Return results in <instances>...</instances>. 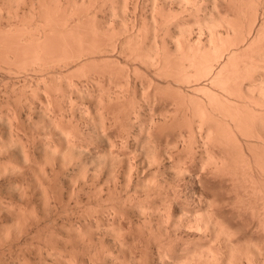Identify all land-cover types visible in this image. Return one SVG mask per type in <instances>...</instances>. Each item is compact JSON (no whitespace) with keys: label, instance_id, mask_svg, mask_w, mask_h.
I'll use <instances>...</instances> for the list:
<instances>
[{"label":"bare ground","instance_id":"bare-ground-1","mask_svg":"<svg viewBox=\"0 0 264 264\" xmlns=\"http://www.w3.org/2000/svg\"><path fill=\"white\" fill-rule=\"evenodd\" d=\"M35 1L39 6L32 4L38 8L31 4L29 14L23 10L31 21L25 14V21L22 17L17 24H11L13 27L8 25L9 29L0 25L6 29L0 28V75L6 74L11 79L5 80V90L0 93L5 104L1 107L0 101V126L10 130L6 133L9 138L3 136L13 141L8 145L14 141L22 144L24 137L20 135L24 132V136L27 133V138L30 137L27 129L31 127L47 128V131L58 128V132L64 133V136L60 134L61 140L65 137L67 149L74 150L79 158L65 155L73 153L63 152L64 147L59 152L61 158L71 157L67 158L71 162L63 161L66 164L62 169L76 163L72 174L75 179L70 181L76 182L82 176L83 186L79 190L84 192L85 201L78 190L76 204L85 203L86 207L76 220L74 212L56 208L63 202L56 193L57 170L48 160L52 154L57 157L56 149L61 151L55 145L58 139H53V147L50 142L46 144L52 147L48 150H43V146L51 138L41 142L43 157L48 152L51 154L50 158L40 155L44 159L41 163L46 165L43 167L41 159L32 157L29 149L22 150L27 148L25 137V147L20 145L24 152L21 157L25 158L22 162L30 165L33 158L34 164L35 161L41 164H36L37 167L47 169V162L51 169L54 165L50 178L55 185L48 179L49 169L44 176L42 168L32 166L33 163L30 166L34 169L28 166L29 171L34 170L31 172L35 178L41 174L36 185L42 187L43 180H49L50 188L45 184L46 189L43 187L41 192L44 204L40 203L44 206L40 213L34 208L38 204L31 205L32 196L30 199L25 194L27 186L20 184L21 191L10 189L13 190L10 194H16L22 201L17 202V208L11 207L10 202L5 212L17 209L14 212L22 220L10 218L13 225H18L13 226L17 230L10 229L12 224L0 226L2 229L8 226L5 232L16 231L12 239L10 231L5 239L9 242L0 246L3 253L0 264L5 250L11 251L14 245L21 247L28 239L36 240L35 233L38 237L45 231L43 226L56 224L63 214V222L69 225H66L68 238L84 244L86 255L83 253L79 259V253L80 256L59 252L57 255L54 251V255L46 252L47 255L35 258L10 255L11 259L6 256L4 262L8 259L12 264H264V0H147L151 1L149 16L143 15V8L142 14H138L140 0H79V4L77 0ZM129 2L134 16L132 20L128 17L131 23L125 18L129 14ZM19 3L13 9L14 16L17 13L15 19L21 9L16 6ZM171 3H176L179 9H173L177 6L171 7ZM106 6H109V18L107 14L101 17ZM7 7L11 13L12 8ZM34 75L39 81L33 86ZM56 77H59L57 82ZM75 77L79 79L75 81ZM58 82L61 85L57 88ZM63 82L71 88L68 93L61 88ZM73 93L81 103L72 98ZM68 99L72 117L79 111L84 116L90 115L92 103L95 105L97 114L88 117V124L92 125L89 133L83 134L69 120L72 130L67 131L68 125L66 130L61 129ZM33 114L40 116L34 119ZM38 135V139L33 136L40 142L41 134ZM33 136L28 141H34ZM5 139L3 142L0 138V146L9 142L5 143ZM84 140L91 146L99 141L106 149L95 157V148L93 153L84 150ZM8 145L5 146L11 147ZM82 157L91 161L90 174L84 170L86 160ZM12 167L13 171L18 170L16 176L25 168ZM35 167L39 174H35ZM23 172V179L18 177L20 183L26 178ZM8 181L6 185L11 187ZM23 201L31 207L25 209ZM13 220H17L15 224ZM124 221L127 229L122 227ZM132 233L142 242L137 247L140 255L131 250L136 247L131 245ZM54 235L51 233L49 237ZM57 236L59 239L60 235ZM110 243L129 255L125 251L124 255H119L121 251L117 255L107 254L105 250ZM153 243L157 246L156 255H150Z\"/></svg>","mask_w":264,"mask_h":264},{"label":"rangeland","instance_id":"rangeland-1","mask_svg":"<svg viewBox=\"0 0 264 264\" xmlns=\"http://www.w3.org/2000/svg\"><path fill=\"white\" fill-rule=\"evenodd\" d=\"M2 1H3V0H0V3H1L0 5L3 6V8H2V6H0V9L2 10V13H0V18H1V19H0V25H1L2 27H6V28H8V25H9V27H10L11 24H13V25H14V24H17V22H20L21 20L24 19V15L29 11L32 2H34L33 4H37V3H36L37 1H35V0H32V1H31V0H30V1H29V0H25V2L27 1V2L29 3V5H28V3H27V4L24 3V4H26V6H25V5L23 4L24 1L22 2V5H21V3L17 2V1L14 2V1L11 0V1L14 3V4H13V7H12V5H11L12 2H11V1H10L11 3L9 2L10 5H8L9 3L6 5V3H7L8 0H4L5 2L3 1V3H5L6 6H4V4L2 3ZM47 1H48V0H47ZM70 1H71V0H70ZM75 1H76V0H75ZM142 1H144V2L146 1V2H145V3H144V2L141 3ZM20 2H21V1H20ZM30 2H31V3H30ZM76 2L78 3L79 0H77ZM150 2H151V1L140 0V6H139V9H138V10H140V12L138 11V14H139V15H141L142 13H143L144 16H145V14H146L147 16L150 15V13H151V7H150L151 3H150ZM15 3H16V4H17V3L20 4V6H18L19 4L16 5L18 8L21 7V9L19 8V9H18L19 11H17L19 14H18V17H16V19H15V16L17 15V13H16V15L14 16V13L16 12V11H14V10L17 9V8L15 9V7H14V6H15ZM33 4H32V6H33ZM78 4H79V3H78ZM144 4H146L147 6H146V5L144 6ZM171 4H173V3H171ZM174 4H175V6H174ZM174 4L171 5V7H176V6H177L176 3H174ZM23 5H24L25 7H28V8H25ZM37 5L39 6V2H38ZM131 5H132V4L129 2V12H128L129 14L125 16V18H127L126 21H127V22L130 21V23H131L132 18L134 19V16H133V9H132ZM141 5H142V7H141ZM7 6H9L10 8H12L11 13H10V10H7V9L5 8V7H7ZM22 6H23V9H22ZM35 6H36V5H35ZM35 6H33L34 9H35V8H38V6H36V7H35ZM9 7H7V8H9ZM4 8L7 10V12L9 11V14H11L10 16L8 15L7 12H4V11H6V10H4ZM10 8H9V9H10ZM24 8H25V9H24ZM108 8H109V6H106V7H105V12H104L103 14H101V17H103L102 15H104V14H105V15H104L105 17H106V14L108 15L106 18H109V17H110V15H109V14H110V13H109L110 11H107ZM142 8L144 9V10H143L144 12L142 11ZM13 9H14V10H13ZM173 9H179V7L177 6L176 8H173ZM20 10H21V11H20ZM23 10L26 12L25 14H24V11H23ZM26 10H27V11H26ZM131 10H132V11H131ZM141 11H142V13H141ZM149 11H150V12H149ZM12 12H13V13H12ZM22 12H23V13H22ZM106 12H107V13H106ZM130 12H131V14H132L133 17H132V16L130 17ZM148 13H149V14H148ZM6 14H7V15H6ZM12 14H13V17H12ZM21 14H22V15H21ZM28 14H29V12H28ZM28 14H26V17H25V18L29 20V16H28ZM1 15H2V16L4 15V16L2 17ZM5 15H6L7 17H6ZM19 15H20L21 17H20ZM4 17H5V18H4ZM8 17H10V19H9ZM22 17H23V19H22ZM128 17L131 18V20H129ZM36 18L38 19V17H36ZM26 19H24V21H25ZM30 19H32L31 16H30ZM37 19H35V20H37ZM11 20H12L13 22H12ZM16 20H17V21H16ZM19 20H20V21H19ZM28 20H27V21H28ZM8 21H9V23H8ZM15 21H16V22H15ZM27 21H26V22H27ZM29 21H31V20H29ZM14 22H15V23H14ZM130 23H129V24H130ZM13 25H11V26L13 27ZM1 26H0V28H1L2 30H6V29L2 28ZM10 28H11V27H10ZM8 29H9V28H8ZM197 31H198V30L195 29V31H194L195 34H196ZM193 36H196V35H193ZM137 65H138V64H137ZM141 69L145 70V67H141ZM57 71H59V70L57 69ZM60 72H61V71H60ZM58 73H59V72H58ZM56 74H57V73H56ZM3 76H4V77H3ZM56 76H57V75H56ZM5 77H6V78H5ZM36 77H37V76L34 75V76H33V79L31 78V80L34 81V82L32 83L33 86L37 84V83L35 84L36 81H37V82L39 81V78H36ZM8 78H9V77H8L6 74H2V73H1V75H0V84H1V85H0V88H1L0 93H1V92H4L5 87H6V86L4 85V84H5V80H6V79L8 80ZM56 78H58V80L56 79V82L59 81V77H56ZM19 79H22V78H19ZM36 79H37V80H36ZM76 79L78 80L79 78H78V77H77V78L75 77L74 80L77 81ZM10 80H11V79L9 78V81H10ZM3 81H4V83H3ZM9 81H7V82H9ZM12 81H14V79H12ZM12 81H11V82H12ZM21 81H22V80H20V82H21ZM61 81H63V80H60V82H61ZM60 82L56 83V85H57L56 87H57V88L60 87V85H61ZM59 84H60V85H59ZM3 85H4L5 87H3ZM63 85L66 86V87H64ZM187 85H188V84H187ZM67 86H68V85L66 84V82H63L61 88H65V91L68 93V92L70 91L71 88L69 89V87H67ZM184 87L187 88L186 85H185ZM61 90H62V89H61ZM56 92L58 93L59 91H56ZM75 94H76V93H73V95H74L75 97L72 95V98H74V100L77 101V103H78V102H80L81 100H79V99H80V98H78L79 96L77 97V94H76V95H75ZM1 95H2V94H0V96H1ZM58 95H59V94H58ZM1 98H3V96H1ZM1 98H0V101L2 102V99H1ZM77 99H78V100H77ZM86 101H88V100H86ZM1 102H0V103H1ZM66 102H67V100H66ZM66 102H65V106H64V107L67 109V110L65 109V112H64V113H65L64 115H65L66 118H65V120H64L65 123L63 122L65 125L62 124L61 129H65V130H66V128H67L66 125H68V128H69V129L67 128V131H68V130L71 131V130H72V129H71V126L74 125V124L76 123L77 126H78V128H79V129H78L79 131H81L83 134H84L85 132H86V133H89L90 129H92V128H91L92 125L90 126V125L88 124V123H89V122H88V121H89V118H88V117H89L90 115H91V116H92V115L94 116L95 114H97L96 112H94V110H95V109H94V108H95V105H93V103H92L91 106L94 107V108H93V110H90V111L93 112V113L91 112L90 115H88V116L85 115V116H84V113H81L80 111H79L78 113H81V114H78V113H77L78 110H77V111L75 112V114L77 113V115H74V117H72V116H73V113H71L72 110L70 109L71 107H70V105H69V104H70V103H69V99H68V102H67V103H66ZM2 103L4 104V102H2ZM2 103H1V107H2V106L5 107V104L2 105ZM80 103H81V102H80ZM88 103H89V101H88ZM85 104H86V102H85ZM66 105H67V106H66ZM89 105H90V104H89ZM4 109H5V108H4ZM91 109H92V108H91ZM82 111L84 112V110H82ZM95 111H96V110H95ZM94 113H95V114H94ZM70 114H71L72 116H71ZM82 114H83V115H82ZM37 115H38V114H36V115L33 114V115H31V117L34 116L33 118H34V119H35V118L37 119V117L40 116V115H38V116H37ZM76 116H77V118H75ZM82 116H84V118H83ZM71 117H72L73 119H72ZM86 117L88 118V120H87ZM39 118H40V117H39ZM94 118L97 119L98 117L95 116ZM67 120L70 121V124H72L71 126H70V124H69V121H67ZM81 120H82V121H81ZM86 120H87V121H86ZM84 121H85V122H84ZM78 122H79V123H78ZM76 124L73 126L74 128H75ZM82 124H83V125H82ZM63 125H64V128H63ZM85 125H87V126L85 127ZM88 125H89V126H88ZM0 127H1V128H0V134L2 135V136L0 135V138H1V139L3 140V142H4L5 137H7V136H8L7 138L10 137V135H7V134L10 132V130L8 131L7 127H5V129H4V128H3L4 126H0ZM73 127H72V128H73ZM89 127H90V128H89ZM84 128H86V129H84ZM29 129H30V130H29ZM29 129H27L28 131H30V133L27 131V132L29 133L28 136L32 137L33 135H36V138L38 139V137H39L38 134H41V135H40V138H39V139H41V141L39 142L37 139H36V140H37V141H36V140H35V136H33V137H34L33 140L36 141V142H35L36 144H33L34 141H32V142L28 141V140H31L32 138L28 137V138H30V139H28V138H27V133H26V136H24L25 133L23 132V133H24V134H23V133L21 132V133L23 134V136H22L21 133H20V134H21L20 136H21V138L24 137V138H23L24 140L22 139L24 142L26 141V140H25V137L27 138V141H26V143H25V144H26L25 146H27V148H22V150L24 151V150H26V149H29V150H27V151H29V154L32 153V154H31L32 157H34L35 159H36V158H37V159H41V160H39L40 163H41L42 161L44 162V159H43V158H47V157H45V156H48V158L51 157V154H50L47 150L50 149L51 146L53 147V145H54V141H53V139H58V140H56V144H55V145H56V148H59L60 150H61V149L63 150V148L65 147L66 150H63V152H65V151H72L71 153H73V154H69V152H67L68 154H67L66 152H65L66 154H65V153H64V154H65V155H69V156H72V155H73V158L75 157V158H77V159H75V158H74V159H75V160H78L79 157L77 156V154H75L76 152H75L74 150H68V149H67L68 146L66 145L67 143H66V142H63V141L65 140V137L63 138V139H64L63 141L61 140V137L64 136L65 134H64V133H61V131H59V132H60V133H59V132L57 131L58 128L56 129V131H57L58 133H57L56 131H54L55 129H53V131H52L51 128H50L48 131H47V128H46V129H42V130H41V128H38L37 130H35V128L33 129V127H31V128H29ZM2 130H3L4 133L2 132ZM6 130H7V131H6ZM32 130H34V133H33ZM44 130H45V132H44ZM59 130H60V129H59ZM78 130H77V131H78ZM38 131H40V133H39ZM49 131H51V132H49ZM84 131H85V132H84ZM87 131H88V132H87ZM43 132H44V133H43ZM47 132H48V133H47ZM52 132H53V133H52ZM6 133H7V134H6ZM31 133H33V134H31ZM49 133H51L50 136L53 135V138L49 136ZM54 133H55V136H56V137L60 136V138H54V137H55V136H54ZM56 133H57V134H56ZM73 133H74V132H73ZM5 134H6V135H5ZM47 134H48V136H47ZM60 134H61V135L63 134V135L61 136ZM4 135H5V137H3ZM31 135H32V136H31ZM42 135H44V136H42ZM45 135H46L47 137H46ZM72 136H73V135H72ZM42 137H46V138H42ZM7 138L5 139V143H6V141L8 140ZM48 138H49V139L51 138V139L49 140ZM43 139H44V140H45V139L49 140V141H46V140H45V142H47V143H45L44 146H43V144H42V143H44V140H43ZM10 140H11V138H10ZM15 140H16V138H15ZM8 141H9V140H8ZM23 141H22V142H23ZM42 141H43V142H42ZM52 141H53V144L51 143ZM61 141H62V142H61ZM65 141H66V140H65ZM11 142H13V141H9V142H7L5 145H8V143H11ZM14 142H15V143H13L14 145H13V144H12V145H13V147L15 146V148H13L11 144H9V145H11V147H10L9 145H8L9 147H7V146L3 145V143H2V145L0 146L1 149L3 148L2 151L0 152V171H2V172H0V176H1V179H0V187L2 186L1 189H0V196H1V197H0V200H3V201H0V206H1V207H0V214H1V215H0V220L3 219L2 221H0V226H1V225H2V227L5 226V225H6L5 223H7V224L10 225V224H12V220H11V219H14V220H15V219H18V216H17L16 213H15V212L17 211V209L14 210L13 208H11V209H13V210H10V208H9L8 210L13 211V212H12V213L9 212L8 214H6L5 211H7V208H6V207H8V206L10 207V204H9L10 202L13 203V205L11 204V207H15V206H17L18 203H20V202L22 201V200H21V201L18 200V198L15 196L16 194H14L13 192H12L13 194H10V192L13 191V190H10V189H14V190H15V189H16V190L18 189V190L21 191V190H22V187H21L20 184H23V185H22L23 187L27 186V189H26V188H23L24 190H25V189L27 190V191H26L27 193H26L25 191H22V192H25V194H27V195L29 194V198L32 196V197H31L32 199L30 198L31 201H32V202H31L32 207H33V206H36V205L38 204L36 207H34V208H37V210H38V211H36V209H35L36 213H40L39 211H40V210H41V211L43 210V209H42V206H44V205H43V204H44V202H43V201H44V198L42 197V196H43V195H42L43 193H41V192L43 191V187H45V186H44L45 184H46V186H47L48 188H50V185H48V184H49V183H48V182H49L48 179L51 180L50 177H53V176H52V175H53L52 170H53L54 168L57 170V171H56L57 174H58L59 172H60V173H59L58 175L56 174V178L58 177L57 180H56V182L54 181L53 178H52L51 182L53 181V182H55V184L57 185V186H56V191H57L56 193H58L57 196H60V197H61V201L63 202V205H60V207H58L59 204H57V205H56V208L61 209V208L64 207L68 212H70V213L74 212L75 214H74L73 216H75V220H76L77 215H78V214H79V215L81 214V213H80L81 210H85L86 204H85V203H81V204H79V205L76 204V198H78V196H79L78 194H79L80 192H81V193H80V197L84 199L83 201H85V197H83V196H84V192H82L81 190H79V188L83 186V184H82V183H83V182H82L83 179H81L82 176H81V178H80V177H79V178L77 177L79 180L76 179V180H75L76 182H74V181L71 182V181H70V180H72L71 178L75 179V177L72 176V174H74V173H73V168L76 169V167H77V166H74L76 163L73 165V163H74L75 160L72 158V160H73V161H72V165H73V166H71V165L68 166V164H67L66 167H65L66 169L63 170L62 168H63V166H65V164H66V163H63V161H64V162H65V161H66V162H67V161L69 162V161H70L69 159H71V157H68V156H67V157L65 158V155H64V157H63L64 160H63V158H61L63 155L61 156V153H59V152H62V150H61V151H58V150L56 149V155H57V157H56V156L54 157V155L52 154V156H53V157H51L52 159H49V160L47 159L48 162L52 161L51 164L53 163V164L55 165V167H54V165H52V169H51V165H50V163H48L47 160L45 159V160H46L45 162H47V165H48V166L50 165L49 168H48V166H47V169H49V173H48V171H46V170H47L46 168L37 167L38 165H36V164H40V163H38V161H35L36 163L34 164V163H33L34 161L32 160L33 158L30 159V160H31L30 165H32L31 163H33L32 166H36V167L39 168V169L42 168V169H40V170H41V174H42V170H43V174H42V175L46 176V175H45V172L48 173V175H47V176H49L48 179L45 178V179L43 180V181H44V182H43L44 185H42L43 183H41V182H42V181H41L42 179H39V181H40V183H41V185H42V187H41V186L36 185V184H37V181H38L37 178H39V176L41 175V174H39V173H40V172L38 171L39 169L36 170L37 168L35 167V172H36L35 174H39V175H37L38 177L36 176V178H35V176H33L34 174H32V172H31V171H34V170H33L34 167H32V166H30V165H26V164H28V163H26L25 165H24V163H23L24 160H25V158H24V157H21V156H23L22 154L24 153V152L22 153L21 146H22V145L24 146V144H23L24 142L22 143V142H21V139H20V142H21L22 144L18 143L19 141L17 142L18 144L16 143V141H14ZM27 142H28V143H27ZM29 142H30V143H29ZM41 142H42V143H41ZM49 142H50L51 146L46 145V144H49ZM58 142H59V143H58ZM84 142H85V143H84ZM0 143H1V140H0ZM40 143H41V144H40ZM82 143H83L82 145H84V146H83L84 150H89V151L91 150V152H92L94 148L96 149V150L93 151V152L96 151V153H94V156H95V157L99 154V152H100V154H101V153H102L101 151L103 150V148L106 147L105 143H104L105 147H103V146H102L103 144H101V143L98 144L99 141H95V142H94L96 145H95L94 143H91L92 146H91L90 144H88V143H90V142H88V141L86 142V140H84ZM15 144H16L18 147H17ZM58 144H59V145H58ZM61 144H62V145H61ZM63 144H64V145H63ZM20 145H21V146H20ZM37 145H38V147H37ZM45 145H46L47 147H46ZM60 145H61V148H60ZM94 145H95V147H93ZM97 145H98V147H97ZM3 146H4V147H3ZM19 146H20V148H19ZM25 146H24V147H25ZM35 146H36V147H35ZM42 146H43V150H44V148H47V150H45V153L48 152L46 155H44V157H43V154H42L44 151H43V152L41 151V150H42V149H41ZM34 147H35V148H34ZM52 147H51V149H52ZM85 147H86V148H85ZM101 147H102V148H101ZM12 148H13V149H12ZM16 148H17V151H15ZM88 148H90V149H88ZM7 149H8V151H6ZM32 149H33V150H32ZM36 149H37V150H36ZM38 149H39V150H38ZM98 149H99V150H98ZM105 149H106V148H105ZM20 150H21V151H20ZM97 150H98V152H97ZM100 150H101V151H100ZM115 150H116V149H115ZM27 151H26V152H27ZM32 151H33V152H32ZM34 151H35V152H34ZM36 151H37V152H36ZM49 151H51V150H49ZM6 152L8 153V155H7ZM93 152H92V153H93ZM103 152H104V151H103ZM1 153H2V154H1ZM21 153H22V154H21ZM57 153H59V154H57ZM20 154H21V155H20ZM27 154H28V153H27ZM29 154H28V156H30ZM34 154H35V156H36V155H37V156L35 157ZM41 154H42V157H43V158L40 156ZM62 154H63V153H62ZM75 155H76V156H75ZM31 156H30V157H31ZM38 156H40L41 158L38 157ZM8 157H9V158H8ZM30 157H27L28 160H29ZM95 157H94V158H95ZM22 158H24V159H22ZM54 158H55V159H54ZM67 158H69V159H67ZM82 158H83V160H84V159L87 158V157L85 156V158H84V157H82ZM37 159H36V160H37ZM53 159H54V160H53ZM66 159H67V160H66ZM2 160H3V161H2ZM8 160H9V162H8ZM10 160H11V162H10ZM22 160H23V162H22ZM30 160H29V161H30ZM85 160H86L85 165H86V164H87V165H86V166L83 165L85 168H84V167H82V168H84V170L86 169V170L89 171V172L87 171L88 173H86V174H90V173H91L90 171H91V169H92V167H91V165H90L91 161H88V162H87V160H90V159H85ZM6 161H7V162H6ZM19 161H21V163H20ZM32 161H33V162H32ZM53 161H54V162L56 161V162L54 163ZM5 162H6V163H5ZM25 162H26V161H25ZM27 162H28V161H27ZM43 162H42V163H43ZM59 162H60V163H59ZM70 162H71V161H70ZM70 162H69V163H70ZM4 163H5V164H4ZM8 163H10V164H8ZM13 163H14V164H13ZM15 163H16V164H15ZM22 163H23V164H22ZM42 163H41V164H42ZM6 164H7L9 167H8ZM12 164H13V165H12ZM17 164H18V166H17ZM19 164H20V165H19ZM41 164H40V165H41ZM45 164H46V163H45ZM63 164H64V165H63ZM2 165H4L5 168H7V169H3L4 167H3ZM14 165H15V168L17 167L16 169H20V167H22V168L25 167L26 169H25V168H24V170L20 169L19 172H18V175L16 176L15 173H17L16 171H18V170L13 171L14 168H13L12 166H14ZM40 165H39V166H40ZM89 165H90V167H89ZM19 166H20V167H19ZM26 166H27V167H26ZM28 166L32 167L33 169H32L31 171H29L31 168L28 169ZM41 166H43V164H42ZM92 166H93V165H92ZM1 167H2V170H1ZM11 167H12L13 169H10ZM43 167H46V165H44ZM53 167H54V168H53ZM8 169H9L10 171L12 170L14 173H13L12 171L10 172ZM50 169H51V170H50ZM60 169H61V170H60ZM67 169H68V171H67ZM89 169H90V170H89ZM6 170H8V172H7ZM21 170H22V171H21ZM27 170H28V171H27ZM44 170H45V171H44ZM59 170H60V171H59ZM23 171H24V172H23ZM58 171H59V172H58ZM3 172H4V173H3ZM5 172H7V173H5ZM9 172H10V175L8 174ZM21 172H23V173H22L23 175H24V173H25L24 176H25L26 178H24V180L21 181V183H20V181H19L20 179H19V178H21V180L23 179V178H22V175H21ZM27 172H28V174H27ZM29 172H30V173H29ZM37 172H38V173H37ZM50 172H52L51 175H50ZM76 172H77V170L75 171V173H76ZM83 172H85V171H83ZM11 173H12V174H11ZM13 174H15V176H13ZM26 174H27V176H26ZM63 174H64V175H63ZM69 174H70V175H69ZM81 174L83 175L82 172H81ZM81 174H80V175H81ZM7 175H8V176H7ZM11 175L13 176V178L11 177ZM30 175H31V176H30ZM67 175H68V176H67ZM24 176H23V177H24ZM28 176H29V177H28ZM64 176H66L67 178L64 177ZM78 176H79V175H78ZM5 177H6V179H5ZM15 177H16V178H15ZM18 177H19V178H18ZM30 177H31V178H30ZM32 177H33V178H32ZM59 177H60V178H59ZM2 178H3V179H2ZM17 178H18V179H17ZM41 178H44V177L41 176ZM68 178H69V179H68ZM14 179H15L16 181H15ZM36 179H37V180H36ZM66 179H67L68 181H67ZM8 180H10V181H8ZM12 180H13V181H12ZM46 180H47V182H46ZM58 180H59V181H58ZM7 181L9 182L8 184H10V185H12V186H13L14 183H15V184L19 183V184H17L18 186L14 184V187L11 188L12 186L10 187L9 185H6V184H7ZM25 181H26V182H25ZM61 181H62V182H61ZM11 182H12V184H11ZM16 182H17V183H16ZM22 182H23V183H22ZM53 182H52L51 184H52V185H55ZM70 182H71V184H70ZM73 182H74V183H78V184H75V185H74V184H72ZM38 183H39V182H38ZM40 183H39V184H40ZM59 184H61V185H59ZM80 184H81V185H80ZM19 185H20V186H19ZM32 185H34L35 188H34V186H32ZM52 185H51V186H52ZM7 186H8V187H7ZM16 186H17V187H16ZM36 186H37V187H36ZM72 186H73V187H72ZM18 187H19V188H18ZM38 187H40L42 190H41L40 188H38ZM60 187H61V189H60ZM62 187H63V188H62ZM71 187H72V188H71ZM76 187H77V188H76ZM8 188H9V189H8ZM69 188H70V189H69ZM73 188H74V189H73ZM30 189H31V190H30ZM35 189H36V190H35ZM39 189H40L41 191H39ZM45 189H46V187H45ZM58 189H59V192H58ZM66 189L68 190V192H67ZM80 189H81V188H80ZM54 190H55V189H54ZM73 190H74V191H73ZM78 190H79L80 192H79ZM85 190H86V188H85ZM36 191H37L38 193H37ZM77 191H78L79 193H78ZM18 192H19V191H18ZM35 192H36V193H35ZM73 192L77 193V197H76V194H75V193H74V196L72 197V193H73ZM30 193H31L32 195H31ZM40 193H41V194H40ZM59 193H61V194H59ZM12 195H13V196H12ZM33 195H34V196H33ZM37 195H38V196H37ZM41 195H42V196H41ZM70 195H71V196H70ZM10 196H11L12 198H11ZM14 197H15V198H14ZM36 197H37V198H36ZM38 197H39V198H38ZM40 197L43 198V201H42V198H40ZM60 197H57V198L60 199ZM29 198H28V196H27L26 199L29 201V200H30ZM35 199H36V200H35ZM27 200H26V201H27ZM34 200H35V201H34ZM81 200H82V199H81ZM19 201H20V202H19ZM41 201H42V202H41ZM2 202H3V203H2ZM17 202H18V203H17ZM40 202L43 203L42 206H41V203H40ZM62 202H61V203H62ZM25 203H26V202H25ZM25 203H24V201H23V206H25ZM32 203H35V205H33ZM39 203H40V204H39ZM1 204H2V205H1ZM21 205H22V204H21ZM31 205L29 204L30 207H31ZM19 206H20V205H18V207H19ZM26 206H27V205H26ZM26 206H25V209L29 207V206H27V207H26ZM61 206H62V207H61ZM15 208H17V207H15ZM20 208H21V207H20ZM34 208H33V209H34ZM43 208H44V207H43ZM5 209H6V210H5ZM23 209H24V207H23ZM39 209H40V210H39ZM14 211H15V212H14ZM1 212H2V213H1ZM13 213H14V216H15V215L17 216V218H16V216H15V217L13 216L14 218L12 217ZM82 213H83V211H82ZM11 214H12V215H11ZM62 214H63V213H62ZM8 215H9L10 217L7 218ZM26 215H28V213H27ZM2 217H3V218H2ZM61 217H62V219H61V218H58L59 221H58V222L56 221V224H54V225H53V224H49L48 226H45L46 229H45L44 226L42 227L45 231L42 230V231H41V234L38 232L40 235H38V233H37V235H38V237H40V239L36 236V233H35L34 239H36L37 241H36V240H33V239H32L33 241H32L31 239H28L29 241H30V240L32 241V242L27 241V242H28V243H27L28 245H27V244H23L21 247H20V246H19V247H18V246L16 247V246L14 245L11 251H7V250H5L6 253H4V254H6V255H5V257H4L3 259L5 260V259L7 258L6 256L10 257V255H15V256L17 255V257H18V256L20 257L21 255H26L27 257H32V256H33V257L35 258L36 255H47V253H48L49 255H51L54 251H55V252H54L55 254H57V253L59 252L60 255H61V254H62V255H63V254H64V255H74V254L76 255V254L79 253V254L81 255V257H79V259L82 258L83 253H84V255L87 254V251H86L87 248H86V246H85L84 244H80L81 242H78V241L75 242V240L72 241V240L74 239L73 237L70 238V239L68 238V236H67V235H68V234H67V233H68V227H66V225H67L66 223H67V222H66V223L63 222L64 214H63ZM4 218H5L7 221H6ZM10 218H11V219H10ZM73 218H74V217H73ZM10 220H11V221H10ZM14 220H13V223L15 224L17 220H16V221H14ZM18 220H20V219H18ZM21 220H22V219H21ZM21 220H20V221H21ZM5 221H6V222H5ZM20 221H19V223H20ZM19 223H18V224H19ZM122 223H123L124 225H123ZM122 223H121V225H123L122 227H124V228L127 229L128 225L126 224V222L124 221V222H122ZM3 224H4V225H3ZM63 224H65V226H64ZM55 225H56V226H55ZM60 225H62V226H60ZM13 226H18V225H13V224H12V226H11V225L9 226L10 229H12V228H13V230H14V228L16 229V227H13ZM67 226H69V225H67ZM6 227H8V226H6ZM6 227H4L5 229L3 228L4 230H3L2 228H0L1 231H2V232L0 231V242H1V243H0V246H1V247L5 246L6 243L9 242V241L6 242L5 239L7 240L8 236H9L8 233H10L11 230L9 231V228H8L7 231H9V232H5ZM54 227H55V228H54ZM61 227H62V228H61ZM17 228H18V227H17ZM52 228H53L54 230H51ZM64 228H67V230L64 229ZM60 229H61V230H60ZM63 229H64V230H63ZM16 230H17V229H16ZM40 230H41V229H40ZM51 231H52V232H51ZM54 231H55V232H54ZM63 231H64V232H63ZM3 232H4V233H3ZM13 232H14V233H13ZM15 232H16V231H11L12 234H10V237H11L10 239H12V237H13L14 234H15ZM42 232H43V233H42ZM2 233H3V234H2ZM5 233H7L8 235H6ZM49 233H50V234L53 233V236H55L54 234H56V237L51 236V237H53V239H51V237H49V236H50ZM62 233H63L64 235H63ZM1 234H2V235H1ZM43 234H44V235H43ZM48 234H49V235H48ZM58 234L61 236V237L59 236V239H58V236H57ZM4 235H5V238H4ZM65 235H66V236H65ZM131 235H133V238H134L135 241H136L138 237L135 236V234H133V233H132ZM2 236H3V237H2ZM41 236L44 237V238L47 237L48 239L46 238V239L44 240V239H42ZM134 236H135L136 238H135ZM35 237H36V238H35ZM62 237H63V238H62ZM66 237H67L69 240H68ZM49 238H50L51 240L54 241L53 244H52L53 241H52V242H51V241L49 242V240H50ZM56 238H57V239H56ZM61 238L63 239V241L65 240V241H64V244L62 243L63 241H62ZM131 238H132V236H131ZM133 238H132L133 241H131V242H133V244H131V245H133L132 247H135V246H136V247H135L136 249H135V248H132L131 245H130V247L132 248L131 250H132L133 254L137 252L135 255H140V254H139V251L137 250V247L140 248L139 246H142V242H139V241H141L140 239H138L139 241L137 240L138 242H137V241L135 242ZM10 239H9V240H10ZM41 240H42V241H41ZM46 240H47V242H45ZM58 240H60V241H58ZM67 240L69 241V243H67V242H68ZM4 241H5V242H4ZM40 241H41V242H40ZM70 241H71V242H70ZM55 242H56V244H55ZM65 242H66V243H65ZM134 242H135V243H134ZM4 243H5V244H4ZM44 243H45V244H44ZM49 243H51L52 246H51ZM76 243H78V244H76ZM72 244H73V245H72ZM134 244H135V245H134ZM136 244H137V245H136ZM47 245H48V246H47ZM49 246H50V247H49ZM71 246H72V247H71ZM79 246H80V247H79ZM1 247H0V248H1ZM22 247H23V248H22ZM26 247H27V248H26ZM45 247H47V248H45ZM53 247L56 248V249H54ZM156 247H157V246H156L154 243L151 245V251H152V252H150V255H153V254L156 255V254H157V248H156ZM19 248H20L21 250H20ZM28 248H29V249H28ZM48 248H49V249H48ZM81 248H82L83 250H85V252L82 251ZM1 249H2V248H1ZM13 249H14V250H13ZM24 249H25V250H24ZM39 249H42V250L39 251ZM46 249H47V250H46ZM50 249H51V250L53 249L52 252H50V251H51ZM120 249H121L120 247L117 248V246H115L113 243H110V244L108 245V247L106 248L105 251H106L107 254L110 253V255H117V253H118L119 251H121V252H120L121 254H119V255H124V254H122V253H123L125 250L122 251V250H120ZM16 250H17V251H16ZM23 250H24V251H23ZM43 250H44V251H43ZM48 250H49V252H48ZM57 250H58V251H57ZM76 250H77L78 252H77ZM134 250H135V251H134ZM0 251H2V250H0ZM26 251H27V252H26ZM56 251H57V252H56ZM72 251H74V252H72ZM81 251H82V252H81ZM8 252H9V253H8ZM18 252H19V253H18ZM39 252H40V254H39ZM46 252H47V253H46ZM64 252H65V253H64ZM67 252H68V253H67ZM41 253H42V254H41ZM54 253H53L52 255H54ZM59 253H58L57 255H59ZM70 253H71V254H70ZM151 253H152V254H151ZM1 254L3 255V253H0V258H1ZM79 254H78V255H79ZM126 254L129 255V252H128V251H125V255H126ZM133 254H132V255H133ZM80 255H79V256H80ZM12 257H14V256H12ZM84 257H85V256H84ZM84 257H83V258H84ZM34 258H33V259H34ZM3 259H2V260H3ZM9 259H11V257H10ZM31 259H32V258H31ZM79 259H78V260H79ZM85 259H87V258L85 257ZM2 260H1V261H2ZM4 260L2 261V264H5V263L7 264V261L9 262L8 259H7L5 262H4ZM16 261H17V260H16ZM3 262H4V263H3ZM10 262H11V260H10ZM10 262H9V264H12V263H10Z\"/></svg>","mask_w":264,"mask_h":264}]
</instances>
